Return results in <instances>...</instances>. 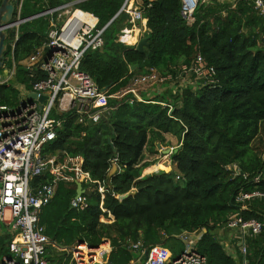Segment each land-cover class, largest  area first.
Wrapping results in <instances>:
<instances>
[{"label":"trees","instance_id":"1","mask_svg":"<svg viewBox=\"0 0 264 264\" xmlns=\"http://www.w3.org/2000/svg\"><path fill=\"white\" fill-rule=\"evenodd\" d=\"M125 2L18 0L16 16L21 6L20 17L27 21L9 30L6 40L7 56L15 41L16 82L30 89L32 82L46 77L22 66L48 42L51 16L42 13L73 4L98 18L102 30ZM143 5L148 26L144 50L119 43L129 25L121 13L104 31L103 48L86 52L81 71L114 94L128 85L131 76L149 68L172 73L176 80L184 77L180 67L201 53L216 70V82L191 77L195 84L175 93L167 83L169 91L140 92L142 100L131 95L108 99L103 104L112 109L97 124L80 123L72 112L53 113L63 124L57 138L44 147V155L57 156L61 162L83 157L82 170L90 179L81 183L85 191L81 208L71 206L78 185L68 180L58 183L54 199L42 209L41 224L57 247L49 248L47 259L49 264H76L70 251L77 244L96 248L106 240L113 250L102 264H132L139 252L131 245L137 242L145 250L162 246L176 258L186 250L182 236L197 233L195 249L207 264H241L242 256L229 254L216 232L235 214L264 224V198L246 201L244 210L236 204L240 192L264 194V158L253 147L264 131V17L249 0H199L191 25L180 15L179 0H143ZM139 33L137 29L122 38L133 43ZM123 62L138 68L128 73ZM6 63L10 70L13 61ZM18 100L14 84L0 85V104L14 106ZM166 134L176 136L182 145L171 155L176 170L143 176L156 164L147 153L158 155L157 146H167ZM116 157L122 171L110 175ZM232 164H237L240 175L228 169ZM101 183L109 187L104 196L99 192ZM12 238L5 226L0 233V264L11 256ZM248 247L249 264H264V228L248 239Z\"/></svg>","mask_w":264,"mask_h":264},{"label":"built area","instance_id":"2","mask_svg":"<svg viewBox=\"0 0 264 264\" xmlns=\"http://www.w3.org/2000/svg\"><path fill=\"white\" fill-rule=\"evenodd\" d=\"M179 1L181 17L187 24H193L199 0ZM249 1L254 2L255 10L264 17V0ZM20 8L21 6L16 17L17 22L11 24L7 31L18 29L27 21L20 17ZM121 10V13L126 14L129 25L122 30L119 43L126 45L129 42L123 38L132 36L134 29L138 28L137 25L145 23L147 19L144 17L143 0H126ZM41 15L51 16L48 42L26 59L22 66L31 73L41 71L46 77L32 82L30 89L16 82L14 41L10 45L11 54L6 55V62L12 60L13 67L10 70L6 68L0 78V85L14 84L19 90L16 105L0 104V224L8 227L13 236L9 245L11 256L5 258L3 264H49V248L56 246L51 245L45 233L46 228L41 224L40 213L54 199L59 182L74 180L81 184L90 179V175L82 170L83 157H69L61 162L57 156L44 155V147L57 138V131L63 124L62 118L53 117V113L64 115L72 112L78 116L80 123L97 124L112 109L104 105V101L123 99L127 95L142 100L139 90L157 83L176 81L172 73L162 74L155 68H149L144 73L131 76L125 88L110 94L106 89H100L92 77L81 71L86 52L98 51L104 46V29H98V18L74 9L73 4L49 9ZM62 15L66 19L60 23L58 19ZM85 16L91 17L95 22L83 20ZM180 72L209 84L216 82V70L201 53L196 55L190 65L181 66ZM31 93L36 94L37 98L30 99L28 95ZM42 96L47 98L44 103L39 100ZM114 166H117L118 173L122 171L117 157L112 160V169ZM228 169L235 176L241 174L237 164L228 166ZM37 178L40 181L33 183ZM177 178L180 179V176ZM259 180L260 177H256L254 181ZM99 192L103 196L109 192L106 183L100 184ZM83 195L72 200V208H81L85 200ZM253 198H264V194L240 192L236 204L244 210L247 208L246 201ZM224 228L234 233L225 244L227 252L234 257L239 253L242 256L240 263L249 264L248 239L260 235L264 224L235 214ZM182 239L186 250L176 258H173L170 250L162 246L145 250L142 242H137L131 248L139 252V261L142 260L143 264H207L206 257L195 249L199 236L196 233L186 234ZM112 250L110 242L106 240L96 248L79 243L70 252L72 261L76 264H102Z\"/></svg>","mask_w":264,"mask_h":264},{"label":"water","instance_id":"3","mask_svg":"<svg viewBox=\"0 0 264 264\" xmlns=\"http://www.w3.org/2000/svg\"><path fill=\"white\" fill-rule=\"evenodd\" d=\"M17 2L18 0H1L0 3V71L4 69L6 64V52H7V44L6 40L8 38V31L7 28L17 22L16 20V10H17ZM122 10L119 14H121ZM118 14V15H119ZM117 15V16H118ZM117 16L110 21V23L104 28V31L114 22V20L117 18ZM148 39L142 38L137 43V48L139 51H143L144 47L147 45ZM124 67L126 68L128 73L134 72L138 66L128 67L125 62H123ZM28 97L30 99L37 98L36 94H29ZM46 97L42 96L40 97V102L44 103L46 101ZM159 148H162L161 145H159ZM182 148V145H180L175 150L166 149L164 150V154L167 156H171L173 153H177ZM117 172V166H114V168L111 170L110 175H113ZM78 189H77V196H82L84 193L82 184L78 183ZM129 195L123 196L122 199L127 198ZM139 257V254H137ZM148 258V251L145 253V259ZM95 264H101V263H95Z\"/></svg>","mask_w":264,"mask_h":264},{"label":"rangeland","instance_id":"4","mask_svg":"<svg viewBox=\"0 0 264 264\" xmlns=\"http://www.w3.org/2000/svg\"><path fill=\"white\" fill-rule=\"evenodd\" d=\"M65 19H66V16H65V15H62V17H59L58 21H59L60 23H62ZM127 20H128V19H127ZM137 26L140 27V24H138ZM144 35H145V33L140 34V36L138 37V39H137L135 42H133V43H128V44L126 43V46L137 45V43L139 42L140 39L145 38ZM134 38H135V37H134ZM135 39H136V38H135ZM161 73L166 74L167 72L161 71ZM168 73H169V72H168ZM168 73H167V74H168ZM183 78H189V79H191V75H184V77L181 76L180 79L176 80L175 82L167 81L166 84H164V83L153 84V85H151V86H148V87H146V88H144V89L139 90V91H138V94L140 95V92H141V93H142V92H143V93H144V92H153V91H155V90H162L163 92H166V91H169L168 84L171 85L172 88L177 86V87L175 88V90H173V92H174V91L177 92V90H179V89L185 87V86H184L185 83H184ZM167 83H168V84H167ZM192 84L194 85V84H195V81H194ZM128 96H129V95H127V97H128ZM166 145H167V144H166ZM169 145H170L171 147H173L175 144H169ZM158 146H159V145H158ZM167 147H168V145H167V146H162V148H158V150L161 149L160 152H159V154H158V159L156 160V162H158V163H156V164L153 166V168H154V167H157V165H161L160 167H162V168H164V169L158 168V169H154V170H152L151 172H150V171L147 172V171L150 169V168H148V169H146V170L144 171L143 176H144V175L147 176V175L155 174V173H158V172H160V171H166V172H170V171H171V169L173 168L174 164L172 163V160L168 158L169 156L165 155V154L163 153V151L166 150V149L175 150L176 148H167ZM253 147H254V148L257 150V152L260 153V154L263 156V158H264V131H262L261 134L259 135V137L255 140V142L253 143ZM146 156L148 157V155H146ZM156 157H157V156H156ZM149 159H150V157H149ZM166 162H167V163H166ZM167 167H168V169H166ZM4 227H5L4 225L0 224V233L3 232ZM196 236H199V234L196 233Z\"/></svg>","mask_w":264,"mask_h":264},{"label":"crops","instance_id":"5","mask_svg":"<svg viewBox=\"0 0 264 264\" xmlns=\"http://www.w3.org/2000/svg\"><path fill=\"white\" fill-rule=\"evenodd\" d=\"M137 29H139V27L138 28H135L134 29V31H136ZM140 29H141V31L142 32H140L135 38H136V40L138 39V37L140 36V34H142L143 33V30H144V33H146L147 31H148V26H147V21L145 22V23H140ZM140 29H139V31H140ZM6 67H7V63H6ZM183 80H184V83H185V85L184 86H188L189 84H192V81H191V79H189V78H183ZM156 95V94H155ZM154 94H153V96H155ZM166 144L168 145V147L167 148H178L181 144L179 143V139L176 137V136H174V135H172V134H166ZM169 144H175L173 147H171ZM162 146V145H161ZM158 148H159V146H157ZM160 150L161 149H159V152H160ZM163 153H164V151H163ZM147 155L150 157V161H154V160H157L158 159V155H150V154H148L147 153ZM157 156V157H156ZM169 159H171V156H169L168 157ZM156 163H158V162H156ZM167 163V162H166ZM161 165H157V167H154L153 168V166H151L150 167V169H151V171L153 170V169H158V167L159 168H161V169H164V168H162V167H160ZM172 170H176L175 169V165L173 166V168H172ZM150 171V172H151ZM144 176H146V175H144ZM216 235H217V237L222 241V243L224 244V246H225V244H227L228 243V241H230L231 240V237H233L234 236V233L231 231V230H229V229H226V228H220L219 230H217V232H216ZM138 254V253H137ZM136 254V256H137V259L136 260H134L133 262H132V264H143L142 263V260H140L139 261V257H140V255H139V257H138V255Z\"/></svg>","mask_w":264,"mask_h":264},{"label":"bare ground","instance_id":"6","mask_svg":"<svg viewBox=\"0 0 264 264\" xmlns=\"http://www.w3.org/2000/svg\"><path fill=\"white\" fill-rule=\"evenodd\" d=\"M83 20H85V21H87V22H90V23L95 22L91 17H88V16L83 17ZM158 168H159V167H158Z\"/></svg>","mask_w":264,"mask_h":264},{"label":"clouds","instance_id":"7","mask_svg":"<svg viewBox=\"0 0 264 264\" xmlns=\"http://www.w3.org/2000/svg\"><path fill=\"white\" fill-rule=\"evenodd\" d=\"M17 17V16H16ZM6 69V64H5V67H4V70Z\"/></svg>","mask_w":264,"mask_h":264}]
</instances>
